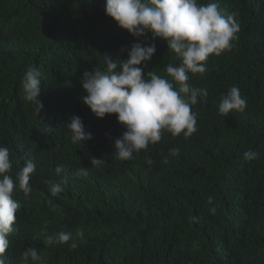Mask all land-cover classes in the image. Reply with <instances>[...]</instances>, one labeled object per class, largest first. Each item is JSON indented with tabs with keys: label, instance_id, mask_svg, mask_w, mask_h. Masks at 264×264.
Instances as JSON below:
<instances>
[{
	"label": "trees",
	"instance_id": "obj_1",
	"mask_svg": "<svg viewBox=\"0 0 264 264\" xmlns=\"http://www.w3.org/2000/svg\"><path fill=\"white\" fill-rule=\"evenodd\" d=\"M105 2L0 0V146L9 148L15 171L47 155L43 180L30 181V197L13 195L22 198L21 208L5 264H19L31 247L43 256L40 264H264V0H198L237 13L240 25L232 48L210 56L203 76L189 74L193 88L208 91L192 108L198 130L187 139L165 132L120 162L113 143L126 129L115 115L98 119L82 102L83 73L105 70L104 53L126 59L136 43L156 44L152 60L141 65L145 74L165 75V65L180 61L150 33L138 39L119 28ZM30 66L42 74L39 116L23 98ZM233 86L247 106L225 118L220 99ZM73 116L93 136L84 146L71 143L65 125ZM177 147L179 156L162 164ZM248 150L258 157L245 161ZM92 158L103 162L92 167ZM81 167L89 168L87 177L77 175ZM64 178L65 190L51 196L45 181ZM81 229L87 242L75 250L70 242L45 245L37 235Z\"/></svg>",
	"mask_w": 264,
	"mask_h": 264
},
{
	"label": "clouds",
	"instance_id": "obj_2",
	"mask_svg": "<svg viewBox=\"0 0 264 264\" xmlns=\"http://www.w3.org/2000/svg\"><path fill=\"white\" fill-rule=\"evenodd\" d=\"M105 14L133 37L139 39L150 33L153 41L166 42L168 54L175 53L180 61L178 66L165 65V75L157 74L156 69L145 74L141 65L152 60L157 51L156 44L136 43L127 51L126 59L104 53L105 70L96 68L83 73L81 84L87 95L82 97V102L98 119L115 115L118 123L126 129L120 138L114 140V159L118 162L132 160L134 153L158 143L165 132L173 137H191L198 130L197 114L192 108L200 102L198 98L208 96V91L193 88L189 74L203 76L210 56H220L232 48V42L240 32L238 14H225L218 3L203 4L198 0H106ZM41 75L38 68L30 66L21 81L23 98L32 103L37 116L44 108L39 99ZM246 106L247 101L240 89L233 86L221 96L218 113L226 118L233 111H244ZM65 126L71 133L73 145L82 143L84 146L93 139L79 116H73ZM48 128L53 130L51 126ZM179 154L178 147L171 148L162 157V164H169ZM46 157L38 165L33 159H27L15 171L9 148L0 146V264H5L9 235L14 231L13 225L21 208L18 200L22 198L18 196L16 200L13 195L21 193L25 198L30 197L33 191L30 181L33 178L43 180ZM257 157L258 153L252 150L243 153L245 161ZM102 162V159H91L92 167ZM145 162L149 166L154 163L148 157ZM88 169L81 167L77 175L87 177ZM63 171L62 166L56 168L57 175ZM45 183L51 196L56 197L65 190L67 178L49 179ZM49 203L52 205L51 201ZM190 221L198 222V218L190 217ZM37 235L44 238L45 245L70 242L71 250L87 242L82 229L75 235L69 231L48 235L44 230ZM42 260L39 250L31 247L21 253L19 264H40Z\"/></svg>",
	"mask_w": 264,
	"mask_h": 264
},
{
	"label": "bare ground",
	"instance_id": "obj_3",
	"mask_svg": "<svg viewBox=\"0 0 264 264\" xmlns=\"http://www.w3.org/2000/svg\"><path fill=\"white\" fill-rule=\"evenodd\" d=\"M17 168V167H16Z\"/></svg>",
	"mask_w": 264,
	"mask_h": 264
}]
</instances>
